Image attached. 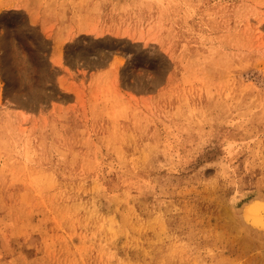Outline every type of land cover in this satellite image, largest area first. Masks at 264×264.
Listing matches in <instances>:
<instances>
[{"label":"rangeland","instance_id":"rangeland-1","mask_svg":"<svg viewBox=\"0 0 264 264\" xmlns=\"http://www.w3.org/2000/svg\"><path fill=\"white\" fill-rule=\"evenodd\" d=\"M85 13L156 40L75 103L50 35ZM253 203L264 0H0V264H264Z\"/></svg>","mask_w":264,"mask_h":264},{"label":"crops","instance_id":"crops-1","mask_svg":"<svg viewBox=\"0 0 264 264\" xmlns=\"http://www.w3.org/2000/svg\"><path fill=\"white\" fill-rule=\"evenodd\" d=\"M67 24V32L61 36L58 30L51 29L48 58L54 69L68 70L66 80H61L60 88L75 103H81L82 90L86 94V90L94 88L101 80L108 78L117 82L116 72L120 68V62L118 55L112 52L115 49L117 52L114 46L124 42L153 44L156 40L140 25H126L117 19L107 20L103 17L98 21H91L86 13L83 17L74 16Z\"/></svg>","mask_w":264,"mask_h":264},{"label":"bare ground","instance_id":"bare-ground-1","mask_svg":"<svg viewBox=\"0 0 264 264\" xmlns=\"http://www.w3.org/2000/svg\"><path fill=\"white\" fill-rule=\"evenodd\" d=\"M262 203H253L251 206L243 210V218H251V226L245 225V228L249 231L256 233H264V206ZM257 221V222H255Z\"/></svg>","mask_w":264,"mask_h":264}]
</instances>
